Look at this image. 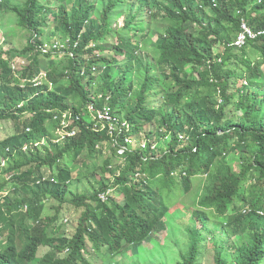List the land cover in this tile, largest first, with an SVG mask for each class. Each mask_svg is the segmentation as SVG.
Here are the masks:
<instances>
[{"label": "trees", "instance_id": "1", "mask_svg": "<svg viewBox=\"0 0 264 264\" xmlns=\"http://www.w3.org/2000/svg\"><path fill=\"white\" fill-rule=\"evenodd\" d=\"M0 11L29 34L22 65L0 47V122L13 121L0 140V264H28L40 246L38 264H105L165 230L188 194L197 206L176 264H198L216 231L214 264H264V33L232 43L242 20L264 31V0H0ZM91 103L125 123L115 139L110 123L94 128ZM65 110L74 134L60 141ZM84 178L98 187L67 196ZM62 204L81 209L71 236Z\"/></svg>", "mask_w": 264, "mask_h": 264}, {"label": "rangeland", "instance_id": "2", "mask_svg": "<svg viewBox=\"0 0 264 264\" xmlns=\"http://www.w3.org/2000/svg\"><path fill=\"white\" fill-rule=\"evenodd\" d=\"M11 1L20 2L22 0ZM13 17L14 15L12 14V18ZM10 19L11 13L0 11V47L5 50L12 49V52L9 54V59H11L10 61L13 63L18 62V64L22 65L26 62H24L25 59L20 54V50L25 46L29 34L24 32L21 28H16L15 26H13V22H11L12 19ZM117 21L119 25H122L123 17L118 18ZM55 41H59V37L57 34H55L54 38L51 39V43H55ZM149 42L152 43L151 41ZM45 49H48V46H45ZM142 53H144L146 57L149 58H152L154 54L150 44H146V46H143ZM40 59L44 60V58L41 56ZM41 60H39L40 66L37 68V71L39 69L41 70L40 72H43L44 69L48 66V64H54L56 61L59 60V57L53 54L51 58L47 59V62H43ZM10 65L12 68V63ZM40 72L37 73V76H42L40 75ZM230 113L232 112H229V114ZM150 129H153V127L150 126ZM146 130H149V128L147 127ZM146 130H143L140 134L141 142L152 140L153 138L152 135L150 137H145ZM11 132H13V121H1L0 140L5 135L10 134ZM130 142L134 143L135 140L131 139ZM38 148L41 150L40 145H38ZM104 152V155L108 153L110 157L112 156L110 155V151L104 150ZM116 154L117 155L116 157H114L113 160L121 164L123 162V159L120 156L121 153L117 151ZM233 159H236V157L233 156V158H230L229 161H232ZM98 161L100 164L101 159H98ZM42 170L44 171V176H46L51 169H49L47 166H43ZM99 176L105 177V175L103 174ZM110 177L111 174H106V178ZM97 187L98 182L89 178H84L81 180L72 179V181L68 185L67 196H71L73 193L90 194ZM176 189L177 188H173V192L177 193V196L181 198V191H178ZM196 204L197 200L194 195L188 194L182 197L181 201L174 206L176 207V214H170L166 216L165 222L167 227L165 230L160 232H154L149 238L145 240L144 244L140 246H132L131 249H129L124 254L113 256L110 260H107L105 264H176L177 261L180 260L181 253L187 248L189 244V237L186 229L187 227L192 225V222L188 220L187 217L190 215V212L196 209ZM57 205L59 204L54 199L46 201L42 216H51L52 214H54ZM59 210L61 216V227L59 232L71 236L77 225L81 209L75 210L72 206L68 204H62L60 205ZM221 235H223V233L219 234L218 231L214 233H205L206 238L200 242L201 251L198 258V264H214L213 241L218 242L220 240ZM48 250L49 247L40 246L37 250V257L34 260L30 261L28 264H38V260L43 255H45ZM97 262L100 263V261Z\"/></svg>", "mask_w": 264, "mask_h": 264}, {"label": "built area", "instance_id": "3", "mask_svg": "<svg viewBox=\"0 0 264 264\" xmlns=\"http://www.w3.org/2000/svg\"><path fill=\"white\" fill-rule=\"evenodd\" d=\"M261 33H264V31H258L255 33L246 24V22L242 20L240 23V30L238 31L237 36L233 40L232 43L236 46H240L245 42L247 38H254L257 34H261ZM40 75H42L40 77H45L44 71L40 72ZM87 111L91 115L92 120L97 121V122L95 121L96 124H94V128H96L97 123L101 124L102 127H104L106 123H110L108 127V134L112 137V139H115V136H114L115 132L120 130L125 125L124 122L122 121L119 122V120H117L115 117L109 114L106 107L98 109L95 107L93 103H91L87 106ZM70 117H71L70 110H65L61 113V117L58 119L60 126L57 127V132L60 135L58 138L60 141L64 140L65 136H72L74 134V130H67V127L70 122ZM75 119L79 120L80 117L76 114ZM179 137L181 138L182 135H179ZM126 140L128 141L127 138ZM122 149L123 148L119 150L120 153L122 152ZM106 193H108V191L101 193L100 198L105 199Z\"/></svg>", "mask_w": 264, "mask_h": 264}, {"label": "clouds", "instance_id": "4", "mask_svg": "<svg viewBox=\"0 0 264 264\" xmlns=\"http://www.w3.org/2000/svg\"><path fill=\"white\" fill-rule=\"evenodd\" d=\"M6 193H7V192H3L2 195H6ZM22 209H23V210H27V206L24 205ZM0 229L2 230V227H0ZM5 233L7 234L6 231H5ZM6 234H1V233H0V244H1V245L6 244L7 241H8V238L6 237Z\"/></svg>", "mask_w": 264, "mask_h": 264}]
</instances>
